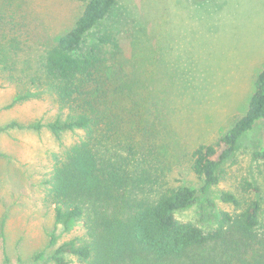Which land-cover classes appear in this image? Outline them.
<instances>
[{
  "label": "rangeland",
  "instance_id": "obj_1",
  "mask_svg": "<svg viewBox=\"0 0 264 264\" xmlns=\"http://www.w3.org/2000/svg\"><path fill=\"white\" fill-rule=\"evenodd\" d=\"M86 4L0 0V125L56 120L59 106L38 79L49 49L75 26ZM107 24L120 44L115 55L107 50V57L113 55L107 65L116 71L110 82L127 109L125 129L135 132L138 162L170 167L173 184L201 187L192 169L194 149L219 140L246 114L264 68V0H117ZM78 138L64 132L59 139L49 128L0 132V264L5 255L12 264H56L51 257L57 247L82 233L81 225L56 227L44 183L53 154ZM263 148L261 121L222 164L219 183L179 219L215 225L220 212L232 208L221 199L225 191L264 203V157L257 155ZM245 181L252 184L249 191L242 189Z\"/></svg>",
  "mask_w": 264,
  "mask_h": 264
},
{
  "label": "trees",
  "instance_id": "obj_2",
  "mask_svg": "<svg viewBox=\"0 0 264 264\" xmlns=\"http://www.w3.org/2000/svg\"><path fill=\"white\" fill-rule=\"evenodd\" d=\"M78 1H87L82 15L49 49L45 73L38 79L59 106L56 120L0 125V132L49 128L59 139L64 132L79 133L75 143L53 154L44 183L56 227L83 229L62 242L51 259L70 264L68 254L79 264H175L186 259L191 264H264L261 199L223 192L222 201L232 208L222 210L217 223L206 228L178 217L219 183L222 164L235 154L241 138L264 121V68L246 114L219 140L194 149L192 169L203 185L173 184L170 167L138 162L135 132L125 129L127 109L110 82L116 71L107 64L120 44L107 20L117 0ZM108 47L117 51L111 57ZM113 143L127 149L128 156L115 152ZM257 155L264 157V148ZM251 188L250 182L242 183V189ZM57 241L52 232L50 243ZM5 264H12L7 255Z\"/></svg>",
  "mask_w": 264,
  "mask_h": 264
}]
</instances>
